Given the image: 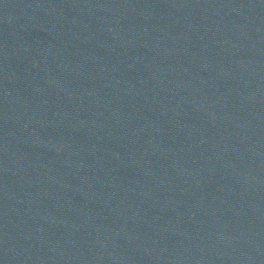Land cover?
<instances>
[{"label":"water","instance_id":"1","mask_svg":"<svg viewBox=\"0 0 264 264\" xmlns=\"http://www.w3.org/2000/svg\"><path fill=\"white\" fill-rule=\"evenodd\" d=\"M0 264H264V0H0Z\"/></svg>","mask_w":264,"mask_h":264}]
</instances>
